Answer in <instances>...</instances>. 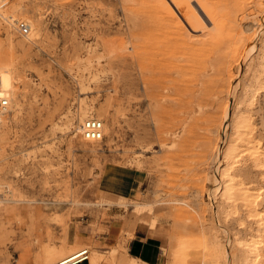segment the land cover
Listing matches in <instances>:
<instances>
[{
    "label": "rangeland",
    "instance_id": "obj_1",
    "mask_svg": "<svg viewBox=\"0 0 264 264\" xmlns=\"http://www.w3.org/2000/svg\"><path fill=\"white\" fill-rule=\"evenodd\" d=\"M11 3L42 28L22 48L25 37L10 29L9 50L0 19L16 99L0 130V264H43L59 250L69 261L83 249L90 264H130L127 244L136 232L158 241V264H244L252 258L244 245L264 264V169L244 159L232 173L235 190L262 193L255 209L220 186L235 119L264 152V0L236 14L247 30L244 49L228 65L219 105L215 95L185 92L191 82L180 83L176 67L191 59L172 49L192 10L203 53L211 55L206 30L216 15L204 0H169L164 13L148 12V0ZM14 16L25 22L20 12ZM87 114L107 127L100 141L76 130Z\"/></svg>",
    "mask_w": 264,
    "mask_h": 264
},
{
    "label": "bare ground",
    "instance_id": "obj_2",
    "mask_svg": "<svg viewBox=\"0 0 264 264\" xmlns=\"http://www.w3.org/2000/svg\"><path fill=\"white\" fill-rule=\"evenodd\" d=\"M251 1L252 0H204V4H206L209 9H213L214 14L216 15L215 17H213L209 20L210 24L206 30L207 36H206L205 42H206V45L211 48L210 49L211 51H209V54H211V55H209L208 57H206V55H204V53H203L204 48H201L203 43H201L199 41V39L197 38V35L195 32V27L193 26V23H192L193 22L192 10H190V15L188 16L189 17L188 18V24L186 25V27H184V29H181L183 27H180V29L176 31L177 36L174 37V40H179V46L177 47V49H176V45L172 47V49H175V51H174L175 53L185 55V56L189 57V59H191V63L187 65L188 67H186V68L185 67L184 68L183 67L182 68L176 67L177 74H183L185 77L183 80L181 79L180 83L182 81L184 82L185 79H188L189 82H191L189 84V86H186V88L184 89L185 92L190 93L193 96H195L194 95L195 93L197 95L198 94H200V95L208 94L210 96L215 95V97H217V99L214 98V100L216 99L214 104H216V105L220 104V100H221L220 98L222 97V96L220 97V94L223 93L226 89V82H227L228 74H229L228 65H229L230 61L236 57L238 50L240 49L242 51V48L244 47V45L242 47V44H244L243 41L246 38L245 34H246L247 30L242 28L237 23L236 14L239 12H242L244 10V8L246 7V5ZM11 2H12V0H0V19H2V21L7 25V28H8L7 39H8L9 50H12L15 47L12 43V41H13L12 36H11L12 32L10 29L15 28L17 34H19V32L17 31V25H16V23H18L19 20L15 18V16H14L15 13L20 12V14L22 15V18L25 20V22H23V23H25L29 28L28 34L26 36H22V37H25L26 41L20 42L17 47L22 48V47H24L25 44L28 45V44L34 43V41L36 39H38L39 33L41 31V28H42V21L40 19H38L37 17H35V19L27 17L26 9L23 5H21L20 3L15 4V3H11ZM167 3H169V0H148V8H147L148 12L155 13L157 10H160V12L164 13V7L167 6ZM190 3L193 4L194 0H190ZM254 4H256V1H254ZM250 5H252V3ZM160 45H161V43H160ZM240 47H242V48H240ZM170 49H171V47H170ZM151 50H149V51H151ZM160 51H162V50H160ZM152 53H151V55H152ZM1 54L2 53L0 50V89L4 93V96L6 97V99L8 100V107L5 110V114L0 117V130L4 126L5 121L10 118L9 116H10L12 106L16 105V99L14 96V88H15L14 77L15 76H14L13 71L10 68V65H9L10 63H7L6 61H5L6 63L3 62ZM155 55H156V53H155ZM185 56L183 58H185ZM189 59L186 58V60H189ZM154 62H155L154 60H150L149 64L151 63L153 65ZM186 63H187V61H186ZM234 63H235V61H234ZM160 64H161V62H160ZM154 69L155 68L153 66L148 67V71L152 72ZM183 75H182V78H183ZM254 79H252V80H254ZM143 82H144V84H149L150 82H152V77H151V80H150V78L149 79L148 78L143 79ZM260 88H261V86H260ZM262 88H264V87H262ZM134 90H136V89H134ZM147 90H148V88H147ZM252 98H253V96H252ZM247 99H249V98H247ZM189 103H190L189 100L184 101V106L185 107L188 106ZM246 103H248V101ZM241 104H243V102ZM238 105H239V103H238ZM249 105H251V104H249ZM239 106H236V107L239 108ZM199 108H201V107H199ZM241 108H243V107H241ZM236 112H235V114H236ZM135 113H136V110H135ZM236 116L239 117V115H236ZM4 117L6 118V120L3 122L2 119ZM95 118H96V116L87 114V115H83L82 117H80L79 121L83 123L87 119H95ZM97 118H99V121H100V117H97ZM248 118H249V116H248ZM228 119H229V113H227V117H226V120H228ZM245 121H246V119H245ZM100 122H102V121H100ZM81 124L79 125V127L78 126L76 127V130H78L79 135H80ZM112 124H114V121L111 119V125ZM184 125H186V124H184ZM102 126H103V123H102ZM245 127L246 126L244 125L242 119L241 120H239V118L235 119V122L233 124V129L231 132L232 135L230 138L231 140L229 142L230 144H229L227 150L225 149L226 151L224 153V157L222 156L224 159L221 158L224 161L225 169L222 170L220 173V186L222 183L223 192L225 193L227 198L230 195H236V200H239L241 202L242 207H245L247 210H250V209H253L254 207L259 205V203H260L259 197L262 193L259 192L257 194V196H253L252 194H250L248 192L249 191L247 189L248 187L247 188L238 187L235 190V181L233 179L234 177L232 176V173H233V169H234L235 165L244 159H246V161L247 160L251 161L253 164L252 166H254L256 168H260V170L264 169V164L261 163V162H264V160H262V159H264V152L258 151L259 147L257 148L256 147L257 145H255L252 142V140H251L252 138H250V136H249L250 133L247 132ZM133 130H136V129H133ZM111 131H113V128L110 129V132ZM102 132H103L102 135H106L108 133L106 126L103 127ZM205 132H207V131H205ZM135 133L136 132H134V134ZM137 134H139V133H137ZM135 138L136 137L134 136V139ZM88 142H97V141H88ZM135 142H137V141H135ZM254 142H255V140H254ZM208 145H210V144H208ZM145 148H146V146H145ZM213 151H214V148H213ZM213 151H211V152H213ZM223 168H224V166H223ZM242 185L243 184L241 183V186ZM222 195H224V194L222 193ZM195 199H197V198H195ZM226 201H227V199H226ZM218 214H220V213H218ZM137 216H139V215H137ZM249 217H252V215L250 214ZM138 219H139V217H138ZM247 220H248V218H247ZM135 222H136V219H135ZM243 227H245V226H243ZM133 230H134V228L131 225L130 231H133ZM236 230H237V228H236ZM240 242H241V240H240ZM244 246H245L246 251H249V253L251 252L250 257H252L250 259L245 260L244 264H258V262L260 260L259 253H257V251H255V249L250 248L249 245L248 246L244 245ZM241 247H242V245H241ZM66 255H67L66 252L61 251V250L48 252L47 255L45 256L44 260H43V264H58L59 262H63V261L66 262V261H68L65 258ZM234 255H235V253H234ZM132 261H134V260H131L130 264H134Z\"/></svg>",
    "mask_w": 264,
    "mask_h": 264
},
{
    "label": "built area",
    "instance_id": "obj_3",
    "mask_svg": "<svg viewBox=\"0 0 264 264\" xmlns=\"http://www.w3.org/2000/svg\"><path fill=\"white\" fill-rule=\"evenodd\" d=\"M17 31L21 36H26L29 32L28 26L23 22L16 23ZM8 107V100L4 96V93L0 89V117L5 114V110ZM102 122L97 119H87L80 126V135L82 139L86 141H99L103 137ZM88 260V250L83 249L72 256L69 261L59 262L58 264H79Z\"/></svg>",
    "mask_w": 264,
    "mask_h": 264
},
{
    "label": "crops",
    "instance_id": "obj_4",
    "mask_svg": "<svg viewBox=\"0 0 264 264\" xmlns=\"http://www.w3.org/2000/svg\"><path fill=\"white\" fill-rule=\"evenodd\" d=\"M127 257L129 262L134 260L142 264H158L162 260L160 253V244L156 239L149 238L135 233L134 237L129 240ZM79 264H90L89 260Z\"/></svg>",
    "mask_w": 264,
    "mask_h": 264
}]
</instances>
